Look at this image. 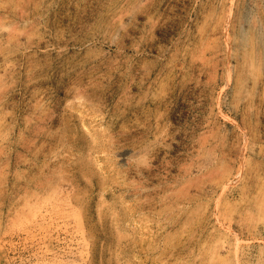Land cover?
<instances>
[{
    "label": "rangeland",
    "instance_id": "1",
    "mask_svg": "<svg viewBox=\"0 0 264 264\" xmlns=\"http://www.w3.org/2000/svg\"><path fill=\"white\" fill-rule=\"evenodd\" d=\"M0 264H264V0H0Z\"/></svg>",
    "mask_w": 264,
    "mask_h": 264
},
{
    "label": "bare ground",
    "instance_id": "2",
    "mask_svg": "<svg viewBox=\"0 0 264 264\" xmlns=\"http://www.w3.org/2000/svg\"><path fill=\"white\" fill-rule=\"evenodd\" d=\"M98 45H101V50L96 54H93L94 48H97ZM58 46L59 48H62V50L67 51L68 49H74L75 51L73 52H75V56L83 57V62L80 63V65L85 69H88L87 67L91 66L95 70H105L121 64V60L116 56L113 59V56L111 55L112 46H109V49L106 50V48L103 47L104 43H102L99 36L95 34H86L71 38H67L64 35L59 41Z\"/></svg>",
    "mask_w": 264,
    "mask_h": 264
}]
</instances>
